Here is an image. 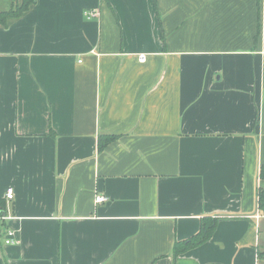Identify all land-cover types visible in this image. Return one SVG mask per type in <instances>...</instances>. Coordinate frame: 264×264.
<instances>
[{
    "label": "crops",
    "instance_id": "crops-1",
    "mask_svg": "<svg viewBox=\"0 0 264 264\" xmlns=\"http://www.w3.org/2000/svg\"><path fill=\"white\" fill-rule=\"evenodd\" d=\"M263 162L264 0H35L0 25V264H264Z\"/></svg>",
    "mask_w": 264,
    "mask_h": 264
},
{
    "label": "trees",
    "instance_id": "trees-1",
    "mask_svg": "<svg viewBox=\"0 0 264 264\" xmlns=\"http://www.w3.org/2000/svg\"><path fill=\"white\" fill-rule=\"evenodd\" d=\"M35 0H21V2L15 7L11 6L9 9L0 10V25L7 26L8 23L22 15L28 10L29 6L32 5ZM102 137H100V140ZM106 140L108 136L103 137ZM101 143V142H100ZM102 146V144L100 145ZM260 177L264 178V162L260 168ZM258 207L264 212V189L259 188L257 191ZM4 201L0 199V217L5 215ZM216 219H211L208 216L202 217L201 224L196 233L191 235L189 238L174 243L175 253H183L187 249L197 246L204 241L208 240L214 232L216 226Z\"/></svg>",
    "mask_w": 264,
    "mask_h": 264
},
{
    "label": "built area",
    "instance_id": "built-area-1",
    "mask_svg": "<svg viewBox=\"0 0 264 264\" xmlns=\"http://www.w3.org/2000/svg\"><path fill=\"white\" fill-rule=\"evenodd\" d=\"M83 15L86 18H95L99 15V11H97V10H85L83 12ZM144 59H145V57L143 55L139 56V60L144 61ZM5 197L7 199L13 198V189L11 187L6 189ZM104 200H105L104 196L97 195L95 197L96 202H103ZM14 241H15L14 232L12 230H7L5 233L4 243L10 244V243H13Z\"/></svg>",
    "mask_w": 264,
    "mask_h": 264
}]
</instances>
